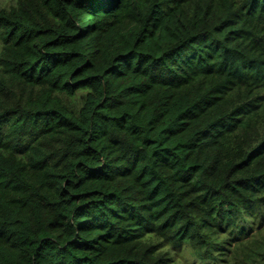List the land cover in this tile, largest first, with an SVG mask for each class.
<instances>
[{
    "label": "trees",
    "instance_id": "trees-1",
    "mask_svg": "<svg viewBox=\"0 0 264 264\" xmlns=\"http://www.w3.org/2000/svg\"><path fill=\"white\" fill-rule=\"evenodd\" d=\"M0 41V264H264V0H17Z\"/></svg>",
    "mask_w": 264,
    "mask_h": 264
},
{
    "label": "rangeland",
    "instance_id": "rangeland-1",
    "mask_svg": "<svg viewBox=\"0 0 264 264\" xmlns=\"http://www.w3.org/2000/svg\"><path fill=\"white\" fill-rule=\"evenodd\" d=\"M17 0H0V9L2 8H11L13 6H16ZM2 51V43L0 41V54Z\"/></svg>",
    "mask_w": 264,
    "mask_h": 264
}]
</instances>
